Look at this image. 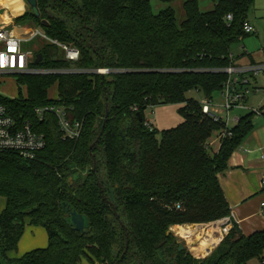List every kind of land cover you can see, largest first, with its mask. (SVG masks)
<instances>
[{"label": "trees", "instance_id": "obj_1", "mask_svg": "<svg viewBox=\"0 0 264 264\" xmlns=\"http://www.w3.org/2000/svg\"><path fill=\"white\" fill-rule=\"evenodd\" d=\"M254 2L214 0L212 10L202 11L199 0H186L181 26L172 7L155 13L150 0H38L40 17L30 9L15 19L31 20L81 51L79 61L69 62L57 46L44 44L38 66L119 70L24 75L19 80L26 97H0L46 136L36 159L0 152V264L264 262V230L246 235L234 223L213 251L195 256L187 247L179 250L176 240L183 235L167 234L173 225L232 214L219 174L252 131L255 114L241 116L232 135L212 150L210 138L225 125L187 94L198 90L213 99L222 90L228 75L217 70L231 64L232 45L248 35L243 25ZM56 84L54 102L49 92ZM52 103L71 108L72 118L83 122L78 140L62 139L55 115L35 118V107ZM165 104H182L184 121L159 131L145 112ZM73 211L85 216L83 231L70 221ZM27 225L44 227L48 244L12 258L8 254L18 249Z\"/></svg>", "mask_w": 264, "mask_h": 264}, {"label": "built area", "instance_id": "obj_2", "mask_svg": "<svg viewBox=\"0 0 264 264\" xmlns=\"http://www.w3.org/2000/svg\"><path fill=\"white\" fill-rule=\"evenodd\" d=\"M227 20H233V15L228 14ZM243 29L247 34L255 32V27L249 20L244 23ZM38 37L43 40L44 44L57 46L62 57L67 61L77 62L80 60L81 51L78 47L51 38L39 28L30 36L22 37L17 35L10 26L0 25V57H3V59H0V76H16L20 78L24 75L84 73L108 75L119 70L117 68L84 69L80 67L56 68L38 66L36 64L40 62L36 60L39 51H31L24 48V42L32 41ZM230 58L232 62L229 66L217 70L228 75L220 91L223 97L221 109L211 106L212 99H207L205 103L202 102L203 113L212 117L214 121H223L225 125L218 135L220 143L222 138L232 135V127L240 121L241 116L232 115V111L235 108L247 109L256 115H264V99L261 101V105L254 108L245 104L249 99V94L264 93V84L258 83L259 75L264 77V61L239 65L235 63L233 54L230 55ZM0 97L8 99L19 98V96L7 97L1 94ZM53 100L56 102L59 97ZM70 109L64 105L52 103L35 107L33 113L35 118L40 121L47 114L55 115L62 139L78 140L83 131V122L72 118ZM221 112H224V115H221ZM45 147V134L35 129L30 118L18 119L11 108L0 103V152L14 151L25 159L33 160L37 158V154ZM261 185L264 188V172L261 176ZM260 211L264 215V201L260 203ZM215 222L220 227L222 240L229 234L234 223H236L232 215L211 223Z\"/></svg>", "mask_w": 264, "mask_h": 264}, {"label": "rangeland", "instance_id": "obj_3", "mask_svg": "<svg viewBox=\"0 0 264 264\" xmlns=\"http://www.w3.org/2000/svg\"><path fill=\"white\" fill-rule=\"evenodd\" d=\"M18 1H20V0H0V5H7V4L14 5L15 4V6L13 7L14 8L13 12L16 14V13L21 11V4L22 3L16 4V3H18ZM150 1H151L152 9L155 13H158L159 11L166 9L167 7H172L176 11L178 26H181V24L186 20V14H185V10L183 7V4L186 0H173L171 2L163 1V0H150ZM214 6H215L214 0H199V7H200V10H202V11L212 10L214 8ZM28 8L30 9L29 5H28ZM248 20L255 27V32L248 34L244 39L239 40L238 42L234 43L231 47V50H232V53H234L236 56H238L237 59H239V60L241 58H245V60H246L247 58H249L248 55L250 53H253L254 55H256V57L258 59H261V58H263L262 49L264 47V0H255L253 6L251 7V9L249 11ZM11 28L13 30L15 29L17 31V33L22 35V37H24V36L28 37L38 27L31 20L20 19L13 26H11ZM42 45H44V42L39 37L35 38L32 41L24 42V48L26 50H31V51H39L42 48ZM242 61H244V60H242ZM259 83L261 85L264 84V77L262 75H259ZM49 93H50V97L52 99H57V97H58L57 84L54 85L50 89ZM0 94L7 96V97H12V96H19V97L24 96V97H26L27 96V87L16 76H11V77L10 76H0ZM256 94H258V97H256L258 99L263 97L262 92H259ZM256 94L251 93L248 95L249 96V102H248L249 105H250V100H251V103H253V102H254L253 104L256 103L255 101H253V98H255L254 95H256ZM187 95H188V97H193V98H195V99H197L203 103L207 102V99H206V97L202 91L192 90V91L188 92ZM222 103H223V97H222L221 93L216 92L213 95V99L210 103L211 106L221 109ZM154 108H152V107L147 108L145 113L151 119L156 118V121L153 122L154 123L153 127L158 129L159 131H161L162 130L161 128H163L164 126H168V122H170V121L172 122L176 119H178V120L183 119L182 115L179 112H177V110H175L176 104L159 105V107L156 108L155 116L152 114V110ZM247 112H249L247 109H236L235 108L233 111V114L238 115V114H244ZM220 114L224 115V112H221ZM210 144H211V147L213 148L212 150H216L219 147L220 140H219L217 135L214 134L210 138ZM4 206H5V198L1 197L0 198V212L2 211ZM197 225H198L197 227L199 228L200 225H207V224H197ZM29 227H32V228H29ZM170 228H172V230H174L176 228V226L173 225ZM186 232L187 231H185V233ZM173 233L177 234L174 231H173ZM196 233H197V234H195L196 239L195 238L189 239L190 245L192 246L191 248H194L193 246L196 247L197 242L199 240L205 239V237L207 235L203 232H202L203 234L202 233L199 234V232H196ZM193 234L194 233H192L191 235H193ZM191 235H189V236H191ZM24 236H25L27 242L32 243L34 241L33 244H31L32 248H42V247L47 246V233H46V230L44 229V227H42V226H36L35 227V226L27 225ZM25 238L22 240L25 241ZM178 239L187 247V243H186L185 239H182L180 237ZM20 249L22 251V247ZM188 250H189V252L192 251L193 253L192 252L191 253L193 255H199L198 253L195 252V249L191 250L190 248H188ZM28 251H30V249H25L22 252H28ZM211 251H213L212 248L209 250H205V251L199 250V253H202L200 255H203V254H208ZM11 253L12 254L18 253V256H19V254H20L19 245H18V249L11 251ZM84 260H86V259H84ZM85 263L86 262L84 261V264ZM95 264H101V263H99L97 260H95ZM248 264H264V263H262L261 260L258 258H253L248 262Z\"/></svg>", "mask_w": 264, "mask_h": 264}, {"label": "crops", "instance_id": "obj_4", "mask_svg": "<svg viewBox=\"0 0 264 264\" xmlns=\"http://www.w3.org/2000/svg\"><path fill=\"white\" fill-rule=\"evenodd\" d=\"M20 3H22L21 11L16 14L13 12L14 11L13 7L15 6V4L0 5V25L11 27L16 23L15 19L17 17L24 15L28 10H30L25 0H20L16 4H20ZM14 31L16 30L14 29ZM15 33L19 36H22L21 34L17 33V31ZM262 53H263V58L261 59H258L256 55L250 53L248 55L249 58H247L246 60L245 58H241L239 60L237 59L238 56H236L234 53L232 54L235 58V63L239 65H246L249 63H258L264 61L263 49H262ZM258 83H259V79H258ZM254 96L255 98H253V101H255L256 103L253 104L254 102L252 101L253 103H251L250 100V105H249L248 104L249 99H248L245 103L248 107L254 108L261 105V101H263L264 99V93H263V97L259 99L256 98L258 97V94ZM181 106L182 104H176L175 110H177L178 112V109ZM158 107L159 106H155V108L152 110V114L154 116L156 114V108ZM236 109H241V108H236ZM233 111H232L233 116H242L250 112L248 110L249 112L247 113L237 115V114H233ZM145 116L146 119L151 123V125L154 126L153 122L156 121V118L151 119L147 116L146 113ZM183 121L184 118L182 120L176 119L172 122L170 121L168 122V126H164L161 129L164 130L171 127H175L178 124L182 123ZM263 172H264V115L255 114V116L253 117L252 131L244 138L240 147L232 153L228 161V169L225 172L219 174L220 183L222 185L226 198L230 204L234 222L238 224V226L241 228L243 233L246 235H250L258 230H264V217H263L264 215L260 213L261 212L260 203L264 201V188L261 185V176ZM23 236L19 242V250H20L19 256L18 253L12 254L11 252H9L8 255L10 257L12 258L20 257L24 253H26V252H22L25 249H30V250L35 249L32 248L31 246V244H33L34 241L32 243H29L27 242L25 236L24 237ZM24 238L25 241L22 240ZM221 240L222 239H220L215 246L213 247L210 246V247L214 249ZM47 244H48V234H47ZM205 246L209 247L206 242H202L199 246L195 247V252L198 253L199 255L202 254L199 253V250H202V248ZM21 247H22V251L20 249ZM191 247L192 246L190 245L188 248L193 249ZM84 261L86 262L85 264H90L87 260H82L80 264H84Z\"/></svg>", "mask_w": 264, "mask_h": 264}, {"label": "bare ground", "instance_id": "obj_5", "mask_svg": "<svg viewBox=\"0 0 264 264\" xmlns=\"http://www.w3.org/2000/svg\"><path fill=\"white\" fill-rule=\"evenodd\" d=\"M174 226H176V228H175L176 230L173 228L174 230H172V231L176 232L177 234H182L183 236H185L184 239L186 240L188 247L190 246L189 245V242H190L189 239L196 238V236H195V234H197L196 232H199V234H201L202 232L207 234L205 239L199 240L197 242V246H199L202 242H206L209 247L210 246L213 247L217 244V242L220 239H222V233H221L220 227L218 226V224L216 222L215 223H207V225H202L199 228L197 227L198 226L197 224H189V223L181 224V225H174ZM200 228H201V231H200ZM185 231H187L186 232L187 234L185 233ZM192 233H194V234L191 235ZM189 235H191V236H189ZM194 249H195V246L191 250H194Z\"/></svg>", "mask_w": 264, "mask_h": 264}, {"label": "water", "instance_id": "obj_6", "mask_svg": "<svg viewBox=\"0 0 264 264\" xmlns=\"http://www.w3.org/2000/svg\"><path fill=\"white\" fill-rule=\"evenodd\" d=\"M25 1L29 5V7H30V9H31V11L33 13V15L36 16V17H40L41 12H40V8L38 6V0H25ZM43 22L46 23L47 21L44 20ZM36 61L37 62L43 61V54L41 52L37 53V60ZM108 113H109V106L107 104L106 105V116H105V120L108 117ZM102 132L98 135L97 139L93 143H91L90 150H92V148L94 147V145L98 142V140L100 139V137L102 135ZM69 180L72 181L73 178L70 177ZM111 204L114 205L113 202H111ZM70 221L72 222V224L74 225V227L77 230H80V231H83L85 229V227L87 226V220H86L85 216L83 214H81V213H78L77 211H73L70 214ZM125 229H126V226H125ZM170 233H173L172 228H170L168 230V232H167V234H170ZM176 241H177V243H179V250H182V249H184L186 247V245H184L179 239H177ZM128 244H129V241H127V243H126L125 252L128 250Z\"/></svg>", "mask_w": 264, "mask_h": 264}, {"label": "snow or ice", "instance_id": "obj_7", "mask_svg": "<svg viewBox=\"0 0 264 264\" xmlns=\"http://www.w3.org/2000/svg\"><path fill=\"white\" fill-rule=\"evenodd\" d=\"M0 59H3V57H0Z\"/></svg>", "mask_w": 264, "mask_h": 264}]
</instances>
